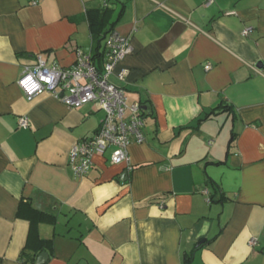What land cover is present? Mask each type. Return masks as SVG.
I'll use <instances>...</instances> for the list:
<instances>
[{
  "label": "crops",
  "instance_id": "crops-1",
  "mask_svg": "<svg viewBox=\"0 0 264 264\" xmlns=\"http://www.w3.org/2000/svg\"><path fill=\"white\" fill-rule=\"evenodd\" d=\"M104 3L114 19L124 5L133 52L111 82L145 110L144 142L130 171L108 151L77 178L69 153L103 113L28 100L17 80L37 55L71 66ZM21 201L55 218L36 226L46 264H264V0H0V264H22Z\"/></svg>",
  "mask_w": 264,
  "mask_h": 264
},
{
  "label": "built area",
  "instance_id": "built-area-1",
  "mask_svg": "<svg viewBox=\"0 0 264 264\" xmlns=\"http://www.w3.org/2000/svg\"><path fill=\"white\" fill-rule=\"evenodd\" d=\"M103 7L108 8V4L104 3ZM252 31L246 28L242 34L248 36ZM132 52L130 38L112 30L105 37L100 63L90 46L77 48L74 62L67 68L55 63L47 65L42 56L37 55L31 65L23 68L17 80V86L28 100L48 93L68 109L94 104L103 113L95 134L71 148L69 166L77 178L87 175L94 155H104L108 151L111 165H125L130 171L128 147L144 142L145 110L140 103L129 101L124 88L111 82L112 78L124 81L126 72L118 67ZM204 69L209 70V64ZM17 127L29 128L28 119L19 118ZM255 243V239L249 242L251 246Z\"/></svg>",
  "mask_w": 264,
  "mask_h": 264
},
{
  "label": "trees",
  "instance_id": "trees-1",
  "mask_svg": "<svg viewBox=\"0 0 264 264\" xmlns=\"http://www.w3.org/2000/svg\"><path fill=\"white\" fill-rule=\"evenodd\" d=\"M124 11V5L120 6L116 19H114L113 13L115 9L103 8V9H88L85 12V19L88 24L91 44L90 49L99 63L102 57L103 43L108 33L114 30V26L117 20L120 18ZM217 109H212L203 119L209 118ZM232 140V137H231ZM215 190H218L216 186ZM223 199V196H222ZM212 200V197L210 198ZM17 217H26L30 223V230L25 247L20 252L19 262L22 264H35L36 258L41 253H47L50 257L53 251L52 239H42L39 237L36 226L39 223H55V218L50 217L42 212H38L33 209L29 203L20 202L17 210ZM184 264H191V258H185Z\"/></svg>",
  "mask_w": 264,
  "mask_h": 264
},
{
  "label": "water",
  "instance_id": "water-1",
  "mask_svg": "<svg viewBox=\"0 0 264 264\" xmlns=\"http://www.w3.org/2000/svg\"><path fill=\"white\" fill-rule=\"evenodd\" d=\"M200 242L198 245H200ZM48 261V255L46 253H41L35 260V264H46Z\"/></svg>",
  "mask_w": 264,
  "mask_h": 264
},
{
  "label": "rangeland",
  "instance_id": "rangeland-1",
  "mask_svg": "<svg viewBox=\"0 0 264 264\" xmlns=\"http://www.w3.org/2000/svg\"><path fill=\"white\" fill-rule=\"evenodd\" d=\"M107 153H108V152H107ZM109 153H110V152H109ZM58 230L61 231V230H63V229H62V227H59ZM71 233H72L73 235H77V232H76L75 229H73V230L71 231Z\"/></svg>",
  "mask_w": 264,
  "mask_h": 264
}]
</instances>
